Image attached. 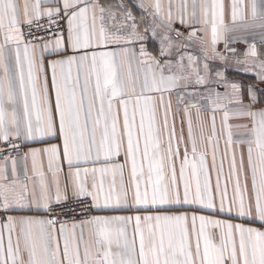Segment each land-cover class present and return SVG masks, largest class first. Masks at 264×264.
<instances>
[{
    "label": "snow or ice",
    "instance_id": "1",
    "mask_svg": "<svg viewBox=\"0 0 264 264\" xmlns=\"http://www.w3.org/2000/svg\"><path fill=\"white\" fill-rule=\"evenodd\" d=\"M51 2L24 0L21 9L17 0H0V144L19 154L30 142L58 135L69 172L61 191L63 169L57 145L24 153L25 161L31 157L32 175L25 167L23 180L16 159L5 156L0 162V212L54 213L58 206L74 213L65 208L70 181L71 199L86 216L71 227L55 216H0V264H264V91L258 98L254 84L226 82L218 71L216 83L224 82L225 92L208 88L201 95L213 113L223 111L225 154L218 170L215 115L206 136L202 106L185 104V142L183 131L177 137L174 125H169L172 103L165 100L193 79L196 85L209 83L208 63L201 72L191 55L187 65L181 56L175 69L165 59L182 39L198 40L205 60H226L216 48L229 30L222 0H168L166 7L162 0H140L138 7L145 13L151 9L154 17L153 26L143 32H151L153 39L158 30L163 33L159 56L151 55L141 42L147 37L123 0H55V7L45 6ZM42 18H47L44 30L54 39L45 40L32 31L42 29ZM231 19L245 29L264 30V0L247 4L233 0ZM61 21H66V37ZM176 22L191 29L187 35L173 27ZM198 32L210 34L207 47ZM137 42H141L138 52L133 47ZM110 44L115 46L112 50H97ZM225 50L236 51L227 44ZM61 52L63 58L45 63V54ZM244 56L237 63L258 59L255 43L248 45ZM46 67L51 70L50 87ZM255 67L256 80L264 82V60ZM185 95L191 101L198 94L178 98ZM192 109L197 115L195 126ZM230 118L248 121L237 125L246 135L236 141L235 149ZM209 150L217 173L215 189L207 164ZM41 153L47 156L51 180L38 162ZM121 154L124 163H113ZM225 159L229 175L221 189ZM89 163L102 166L81 167ZM178 206H189L192 215ZM204 210L228 218L196 215ZM92 211L130 214L87 215Z\"/></svg>",
    "mask_w": 264,
    "mask_h": 264
},
{
    "label": "crops",
    "instance_id": "2",
    "mask_svg": "<svg viewBox=\"0 0 264 264\" xmlns=\"http://www.w3.org/2000/svg\"><path fill=\"white\" fill-rule=\"evenodd\" d=\"M104 2V0H102ZM114 2L119 3L120 0H114ZM146 3H150L151 0H145ZM224 4V23L229 29L225 34L224 37L218 41L216 48L217 51L220 55H223L226 57V60H220L218 57L213 58V59H208L205 60V55L204 52L202 51V46L199 43L198 40H181L180 43L175 45L170 49V54L165 57V59H168L172 61L173 63V69H175V62L179 60L181 56L184 57V64H188L187 57L189 55L193 56L196 58V63L195 66H198L201 69H203V64L208 63L210 67V76H209V83L207 85H196L194 82V79L188 82L187 88H178L176 91L172 92L169 95H166L165 100L170 98L171 103H172V109H171V115L169 116V125L170 127L174 125L175 127V132L177 137L181 135V132L183 131L184 135V140L187 142V122L185 118V104L191 102V103H199L202 108H201V115L205 120V135H209L211 131V117L215 115V125H216V132L217 136L220 138L219 140V154L217 156L216 160V168L217 170L220 167L221 164V158L225 154V140L226 136L222 132V119H223V111L222 110H217L215 113L212 112L211 106L208 104L207 100L202 99L201 95H206L207 89L211 88L215 92H219L223 94L225 92V87H224V82L216 83V81L219 79L216 76V72H222L224 81L226 82H238L242 83L244 85L248 84H254L255 88L254 91L257 94V97L260 98V94L262 91H264V82H260L256 80L255 77V72L258 70L255 67L256 63H259L261 60H264V30L255 28V29H245L244 26L238 21L237 23L233 24L232 19H231V10H232V3L233 0H222ZM17 3L20 5L21 9L24 3V0H17ZM123 3L125 5L126 9H130L132 11V14L134 17H136V22L138 24V30L143 33L147 38L144 41H141L144 43L147 51L153 55V56H159L160 53V35L163 33L158 30L159 35L157 36L156 39L152 38L151 32L144 33L143 29L144 27H151L153 26L154 22V17H152L149 13L151 12V9H149L148 13L143 12L142 9L138 7L140 0H123ZM162 3L167 6L168 0H162ZM244 3L247 4L248 0H244ZM47 7H55V0H52L51 3L48 5H45ZM245 15L248 14V9H244ZM143 16V20H141V17ZM118 19H119V13H118ZM158 22V21H157ZM173 27L175 28H181L178 22L174 23ZM197 28H200V25L196 26ZM182 31L185 32V35H187V31H190L191 29H183L181 28ZM66 37V32L63 34ZM173 39L175 40V34L171 33L170 34ZM198 37L203 38L204 40V47L208 46V41L210 40V34L206 32H198L197 33ZM54 39V38H51ZM50 40V39H49ZM141 42H137L136 44L133 45L135 50L138 52L139 51V45ZM41 44V48L43 47V41L39 42ZM187 45L186 47L180 46V44ZM255 43L259 56L258 59L254 63H249V64H240L237 63L239 60H245L244 53L248 48L249 44ZM227 44L228 49H235L236 51L233 53L232 51H226L225 50V45ZM115 46L114 45H108L106 48L103 49H97V50H112ZM91 51V50H89ZM83 50L81 51L80 54H82ZM46 55V61L45 63L47 64V60H55V59H61L65 55V53L61 52L58 55ZM251 59V58H248ZM161 63L163 64V60H161ZM246 69H251L250 71H246ZM133 72L136 71V66L133 65ZM167 72V68L165 69ZM46 73L48 76V82H49V87L51 85V70L47 69L46 67ZM203 74V73H202ZM73 75H75V70H73ZM246 92V89H245ZM184 93H197L198 95L196 96L195 99H191L188 96H184L183 100H180L178 97L183 95ZM245 103L247 104L248 101L245 100ZM53 104H54V95H53ZM262 105L257 104L256 107H261ZM231 107L229 110H231ZM191 116L193 119L194 126L196 125L197 122V115H196V110L192 109L191 110ZM248 123L246 119H236V118H230L229 119V124L232 126V134H233V148H236V141L243 138L246 135V130L243 128L237 127L238 124H244ZM196 135L197 138L199 137V129L196 128ZM51 145H57L59 148L61 160H60V166L63 169L61 173V191H63L64 188V180L68 176V166L67 164L63 161V145L61 140L59 139L58 135L56 137H44L42 140L37 141V142H30L28 143V146L24 148L23 153L20 156L13 157L16 159L17 164V171L20 175L21 180H23L24 176V169L27 167L28 174L31 176L32 175V164H31V157H29L26 161L23 159V155L25 152L29 151V148L31 149H43L46 147H49ZM180 152H181V159L183 158V152H184V146L181 145L180 147ZM189 156L191 159V147L189 145ZM237 159H239V154L237 152ZM3 160H0L2 162ZM38 162L42 165L43 170L47 173L49 180H51V173L47 172V166H48V160L47 156H45L43 153L38 157ZM113 163L116 164H122L124 163V156L121 154L119 157H116L113 160ZM8 171L9 174L11 173V159L8 160ZM207 164L209 167V173H210V180L213 189H215L216 186V181H217V173L216 171L212 170V158H211V151L209 150V155L207 158ZM102 165L97 164L93 165L91 163L86 164V165H81V167H100ZM177 168V175H179V162H177L176 165ZM229 175V160L225 159L223 161V177L221 178V189L224 187V180L228 178ZM125 179H127V169H125ZM89 183H90V177H89ZM29 190L31 191V184H29ZM229 197L231 198L232 196V185H229ZM182 192V189H181ZM52 195H55V188L52 189ZM68 196L69 199L72 197V192H71V183L69 181V190H68ZM216 206H217V211L219 209V198L216 200ZM180 211H186L189 214V217L192 215V208L189 206H178ZM130 213L128 212H97L94 211L93 215H129ZM8 215H14V216H19V215H28V216H35V217H43L44 212L40 211H30V212H9ZM196 215H205V216H212L214 219H227L228 217L225 214H220V215H215L213 212L204 210V211H198L196 212ZM79 221H74V222H66V224L71 227L72 223H78ZM233 223H239L242 222L240 220H233ZM189 226H191V220H189ZM59 227V224L57 225ZM197 227H199V222L197 221ZM77 232H79V229H77Z\"/></svg>",
    "mask_w": 264,
    "mask_h": 264
},
{
    "label": "built area",
    "instance_id": "3",
    "mask_svg": "<svg viewBox=\"0 0 264 264\" xmlns=\"http://www.w3.org/2000/svg\"><path fill=\"white\" fill-rule=\"evenodd\" d=\"M40 24L43 26L41 30L38 31L35 29V27H33V29H32V31L35 33V35L37 37L42 36V37H44L45 40H49L51 38H54L49 31L44 30V29H47V27H48L47 18H42L40 21ZM59 27L63 28L64 33H65L66 32V21H61L59 24ZM24 31H25V33H27V31H28L27 27L24 28ZM39 42H41V41H39ZM0 148L3 149V151L0 152V160H3L5 156H9V155L11 156V158L20 156L23 153L25 147L20 149L19 154L15 151L10 152L7 145L0 144ZM65 208L66 209H74L75 212L73 213L72 211H66V212L61 211L60 208L58 206H56V211L54 213H44V216H45V218H49L50 216L59 217V220L61 222H64V223L80 221V220L84 219L86 216V214L81 211L80 204L73 199H68V201L65 204ZM93 213H94V211L87 213V215H93ZM6 215H8V213L5 214V213L0 212V216H6Z\"/></svg>",
    "mask_w": 264,
    "mask_h": 264
}]
</instances>
